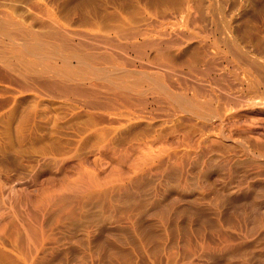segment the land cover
<instances>
[{"label": "rangeland", "instance_id": "374dc122", "mask_svg": "<svg viewBox=\"0 0 264 264\" xmlns=\"http://www.w3.org/2000/svg\"><path fill=\"white\" fill-rule=\"evenodd\" d=\"M0 21V264H264V0H0Z\"/></svg>", "mask_w": 264, "mask_h": 264}, {"label": "bare ground", "instance_id": "6f19581e", "mask_svg": "<svg viewBox=\"0 0 264 264\" xmlns=\"http://www.w3.org/2000/svg\"><path fill=\"white\" fill-rule=\"evenodd\" d=\"M1 14H2V13H1ZM2 19H3V18H2ZM1 21H2V20H1ZM1 21H0V22H1ZM5 24H6V23H5ZM1 27H2V31H3V33H4L3 36H5V35L7 36V34H8L9 36L11 35L10 33H11L12 29H13L12 27H11L12 29H10L11 31H9V29H8L10 26L7 27V25H4V24H3ZM1 27H0V28H1ZM0 30H1V29H0ZM13 30H14V29H13ZM114 30H115V29H114ZM224 30H225V29H224ZM51 31H52V30H51ZM51 31H50V32H51ZM17 32H18V31H17ZM124 32H125V31H124ZM21 33H22V32H21ZM28 33H29V32H28ZM47 33H48V32H47ZM57 33H59V32L56 31L55 34H57ZM15 34H16V33H15ZM23 34H24V33H23ZM26 34H27V32H26ZM26 34H25V35H26ZM29 34H30V33H29ZM29 34H27V37L30 36L32 33H31L30 35H29ZM32 35L34 36V33H33ZM44 35H45V34H44ZM53 35H54V33H50V34H49V36H53ZM60 35H61V34H57V36H58L57 38H59ZM76 35H77V34H76ZM22 36H23V35H22ZM35 36H36V35H35ZM47 36H48V35H47ZM47 36H44V37L47 38ZM63 36H64V35H63ZM123 36H124V35H123ZM7 37H8V36H7ZM16 37H17V36H16ZM25 37H26V36H25ZM37 37H39L38 39H41V38L43 37V34H42V36H41V35H40V36H36V41L34 40V42H37ZM40 37H41V38H40ZM54 37H56V36H54ZM60 37H62V36H60ZM9 38L11 39V36H10ZM9 38H8V39H9ZM23 38H24V37H23ZM34 38H35V37H34ZM51 38H52V37H51ZM64 38H65V37H64ZM64 38H63V39H64ZM10 39L8 40L9 42H10ZM29 39H31V38H29ZM49 39H50V38H49ZM59 39H61V38H59ZM15 40H16V39H15ZM20 40H21V39H20ZM20 40H19V41H20ZM25 40H26V38H25ZM25 40H24V41H25ZM27 40H28V39H27ZM32 40H33V39H32ZM41 40H42V39H41ZM43 40H44V39H43ZM43 40H42V42H43ZM46 40H47V39H46ZM84 40H85V39H83V41H84ZM87 40H88V39H87ZM1 41H2V40H1ZM12 41H13V40H12ZM22 41H23V39L21 40V43H18V44L15 43V44H16L15 46H19V47H22V48L24 49L23 46H25V45L27 46V41H26V44L23 43ZM30 41H31V40H30ZM49 41H51V39H50ZM49 41L47 40V42H49ZM53 41H54V40H53ZM61 41H62V40H61ZM79 41H80V40H79ZM85 41H86V40H85ZM85 41H84V42H85ZM94 41H95V40H94ZM47 42L45 41L43 44H46ZM62 42H63V41H62ZM64 42H65V40H64ZM84 42H82V43H84ZM88 42H89V41H88ZM92 42H93V41H92ZM92 42H90V43L92 44ZM98 42H99V41H98ZM10 43H11V42H10ZM31 43H32V42H31ZM38 43H40V40L38 41ZM50 43H51V42H50ZM50 43H47L48 45L46 44L47 47L50 46V45L53 46V44H54L55 42H54L53 44H50ZM65 43H66V42H65ZM65 43H64V44H65ZM101 43H102V42H101ZM105 43H106V42H105ZM32 44H33V43H32ZM35 44H36V43H35ZM35 44H33V45L35 46ZM60 44H61V43H60ZM84 44H86V42H85ZM88 44H89V43H88ZM88 44H87V45H88ZM93 44H95V43H93ZM108 44H110V42H109ZM108 44H106V47H107ZM164 44H166V43H164ZM40 45H41V43H40ZM67 45H68V44H67ZM82 45H83V44H82ZM95 45H96V44H95ZM99 45H101V44H99ZM99 45H98V46H99ZM7 46H8V45H7ZM28 46H29V47H30V46L32 47L31 44H28ZM34 46H33V47H34ZM52 46H50V47H52ZM54 46H56V45H54ZM58 46H60V45H58ZM58 46H57V47H58ZM68 46H69V45H68ZM68 46H67V47H68ZM91 46H93V45H91ZM113 46H114V45H112V47H113ZM148 46H149V45H148ZM11 47H13V46L11 45ZM19 47H18V48H19ZM33 47H32V48H33ZM35 47H37V44H36ZM47 47H46V48H47ZM50 47H49V48H50ZM60 47L62 48V45H61ZM63 47H64V49H65V45H64ZM96 47H97V45H96ZM108 47H111V46H108ZM114 47H115V46H114ZM114 47H113V48H114ZM149 47H150V46H149ZM9 48H10V47H9ZM18 48H17V50L20 49V48H19V49H18ZM26 48H27V47H26ZM32 48H31V49H32ZM42 48H43V47H42ZM55 48H56V47H55ZM55 48H52V49L50 48V49L53 51V49H55ZM58 48H59V47H58ZM97 48H98V47H97ZM113 48H112V49H113ZM14 49H16V47L11 49V50H12L11 53H12L13 51H15ZM27 49H30V48H27ZM27 49H26V50H23V53H21V50H22V49H20L19 52L23 55V54H24V51L26 52ZM31 49H30V51H31ZM34 49H38L39 52H40L41 47H40V49H39V47H38V48H34ZM34 49H32V50H33V54H34ZM44 49H45V48L42 49V50H43V53H44ZM109 49H110V48H109ZM0 50H1V49H0ZM17 50H16V51H17ZM42 50H41V51H42ZM68 50H69V49H68ZM90 50H91V49H90ZM16 51H15V52H16ZM35 51H37V50H35ZM45 51H46V50H45ZM47 51H48V49H47ZM73 51H74V50H73ZM160 51H163V50H160ZM2 52H3V51H2ZM17 52H18V51H17ZM37 52H38V51H37ZM39 52H38V53H39ZM53 52H54V51H53ZM88 52H89V51H88ZM233 52H234V51H233ZM6 53H7V52H6ZM13 53H14V52H13ZM20 53H19V55H21ZM46 53H47V52H46ZM55 53H56V52H55ZM73 53H76V51H74ZM2 54H3V53H2ZM15 54H16V53H15ZM27 54H28V53H27ZM27 54H25V55H27ZM30 54H31V53H30ZM39 54H40V53H39ZM71 54H72V53H71ZM236 54H237V53H236ZM4 55H5V54H4ZM16 55H17V54H16ZM22 55H21V56H22ZM36 55H37V54H36ZM36 55H35V56H36ZM69 55H70V54H69ZM76 55H77V54H76ZM164 55H165V54H164ZM21 56H20V58H23V59H24V57H23V56L21 57ZM41 56H42V55H41ZM73 56L75 57V55H73ZM18 57H19V56H18ZM45 57H46V56H45ZM74 57H73V58H74ZM76 57H77V56H76ZM76 57H75V58H76ZM80 57H81V55H80ZM0 58H2L1 54H0ZM38 58L41 59L42 57H40V55H39V57H37V59H38ZM82 58L85 59V61H86V58H88V57L85 56V58H84V57H82ZM82 58H81V60H83ZM99 58L102 59V57H99ZM118 58H119V57H118ZM3 59H4V58H3ZM6 59H7V58H6ZM40 59H39V62H40ZM44 59H45V58H44ZM77 59H80V58L77 57ZM77 59H76V60H77ZM103 59H104V56H103ZM106 59H107V56H106V58H105V61H106ZM163 59H164V58H163ZM41 60H43V58H42ZM93 60H94V59H93ZM107 60H110V59H107ZM3 61H4V60H3ZM20 61H21V59L18 60L19 63H21ZM65 61H66V60H65ZM65 61H64V62H65ZM79 61H80V60H79ZM83 61H84V60H83ZM91 61H92V60H91ZM102 61H104V60H102ZM5 62H6V61H5ZM26 62H27V61H26ZM26 62H25V63L22 62V66H23V63L26 64V65L24 66V69H23V71H21V72H24V71H25V68H27V69H26V72H27V70L29 71V69H28L29 66L27 67V63H26ZM41 62H42V61H41ZM77 62H78V61H77ZM106 62H107V61H106ZM108 62H110V61H108ZM207 62H208V61H207ZM6 63H9V61L6 62ZM81 63H83V62L81 61ZM85 63H86V62H85ZM85 63H84V66H85ZM87 63H88V60H87ZM11 64L13 65V63H11ZM11 64H10V65H11ZM29 64H31L30 67H33L32 63H28V65H29ZM206 64H208V63H206ZM7 65H8V64H7ZM10 65H9V66H10ZM64 65H65V64H64ZM77 65H78V64H77ZM80 65H81V64H80ZM157 65H158V64H157ZM18 66H19V65H18ZM81 66H82V65H81ZM20 67H21V66H19V68H20ZM69 67H70V66H69ZM77 67H78V66H77ZM207 67H208V66H207ZM19 68H18V69H19ZM34 68H35V67H34ZM74 68H75V67H74ZM87 68H89V66H88ZM45 69H46V68H45ZM71 69H72V68H71ZM75 69H76V68H75ZM90 69H91V68H90ZM93 69H94V68H93ZM101 69H102V68H101ZM112 69H113V68H112ZM116 69H117V68H116ZM116 69H114V70H116ZM166 69H167V68H166ZM19 70H20V69H19ZM21 70H22V67H21ZM31 70H32V69H31ZM33 70H35V69H33ZM37 70H38V69H37ZM37 70H36V71H37ZM47 70H48V69H47ZM47 70H46V71H47ZM65 70H66V69H65ZM76 70H77V69H76ZM114 70H113V71H114ZM120 70H121V69H120ZM120 70H119V71H120ZM207 70H208V69H207ZM41 71H42V70H41ZM41 71H39V72H41ZM46 71H45V75H47V74H46ZM50 71H51V69H50ZM52 71H53V70H52ZM117 71H118V70H117ZM117 71H114V72H117ZM26 72H24V74H25ZM33 72H34V71L31 72L32 75L34 74ZM43 72H44V71H43ZM43 72H41V73L43 74ZM76 72H77V71H76ZM91 72H92V70H91ZM94 72H95V73H94L93 75H97V74H98L100 78H101V75L104 76L105 78H108V76H109V78H112V77L110 76V74H109L110 72L108 73L107 70H106V71H98V72L94 71ZM103 72H106V73H103ZM169 72H170V71H169ZM169 72H167V73L169 74ZM173 72H174V71H173ZM37 73H38V72H37ZM41 73H40V74H41ZM123 73H124V75H125V72H124V71H123ZM26 74H27V73H26ZM28 74H29V73H28ZM38 74H39V73H38ZM54 74H55V73H54V71H53V74H52V75L54 76ZM115 74H116V73H115ZM126 74H127V73H126ZM34 75H35V74H34ZM43 75H44V74H43ZM43 75H42V76H43ZM56 75H57V74H56ZM98 75H97V76H98ZM111 75H112V74H111ZM118 75H119V74H118ZM118 75H115V76H118ZM120 75H122V74H120ZM127 75H128V74H127ZM127 75H126V76H127ZM141 75H142V74H140V76H141ZM39 76H40V75H39ZM91 76H92V75H91ZM112 76H113V75H112ZM122 76H123V75H122ZM126 76H123V77L125 78ZM143 76H144V75H143ZM34 77L39 78L37 75L34 76ZM54 77H56V76H54ZM57 77H58V76H57ZM79 77H80V76H79ZM84 77H85V76H84ZM89 77H90V76H89ZM89 77H88V78H89ZM95 77H96V76H95ZM99 77H97V78H99ZM104 77H103V78H104ZM127 77H128V76H127ZM127 77H126V78H127ZM31 78H32V77H31ZM46 78H47V77H46ZM48 78H49V77H48ZM48 78H47V79H48ZM103 78H102V79H103ZM114 78H115V77H114ZM119 78H120V77H119ZM126 78H125V79H126ZM42 79H43V78H42ZM58 79L60 80L61 78H58ZM58 79H57V80H58ZM68 79H70V78H68ZM83 79H84V78H83ZM95 79H96V78H95ZM117 79H118V78H117ZM117 79H114V80L116 81ZM141 79H142V78H141ZM38 80H40V82H41V79H38ZM53 80H55V78H54ZM53 80H51V81L53 82ZM61 80H62V79H61ZM61 80H60V81H61ZM104 80H105V79H104ZM118 80H119V79H118ZM136 80H137V78H136ZM43 81H44V80H43ZM67 81H68V80H67ZM67 81H66V82H67ZM102 81H103V80H102ZM112 81H113V78H112ZM115 81H113V82H115ZM119 81H120V80H119ZM127 81H129V79H128ZM127 81L125 80V82H127ZM134 81H135V80H134ZM134 81H133V82H134ZM145 81H146V80H145ZM263 81H264V80H263ZM40 82H39V83H40ZM61 82H62V81H61ZM63 82H64V79H63ZM107 82H111V81H108V79H107ZM113 82H111V83L113 84ZM120 82H122V81H120ZM120 82H118V83H120ZM123 82H124V80H123ZM125 82H124L123 84H125ZM42 83H43V82H42ZM47 83H48V82H47ZM47 83H46V84H47ZM49 83H50V81H49ZM55 83H56V82H55ZM55 83H54V84H55ZM104 83H105V82H104ZM128 83H129V82H128ZM136 83H137V85H134V84H136ZM46 84H45V86H46V88H47V85H46ZM57 84L59 85V83H57ZM61 84H62V83H61ZM114 84H115V83H114ZM120 84H121V83H120ZM120 84H119V85H120ZM129 84H130V83H129ZM131 84H132V83H131ZM134 84H132V85H134L135 88H137V86H138L139 83H138V82H134ZM50 85H51V84H50ZM58 85H57V86H58ZM65 85H67V83H66V84L64 83V86H65ZM117 85H118V84H117ZM119 85H118V86H119ZM48 86H49V85H48ZM59 86H60L61 89H60V88H58V89H60V90H62V91H64V88H66V86H65V87H63V89H62L63 84H62V85H59ZM59 86H58V87H59ZM101 86H102V84H101ZM106 86H107V85H106ZM109 86H110V84H109ZM109 86H108V87H109ZM111 86H113V85H111ZM111 86H110V87H111ZM115 86H116V85H115ZM120 86H121V85H120ZM122 86L125 87V86H127V85H122ZM122 86H121V87H122ZM129 86H130V85H129ZM129 86H128V87H129ZM134 86H133V87H134ZM160 86H161V85H160ZM50 87H51V86H50ZM50 87H48V88H50ZM68 87H69V86H68ZM103 87H104V85H103ZM51 88L54 90L55 85L52 86ZM51 88H50V89H51ZM50 89H49V90H50ZM52 89H51V90H52ZM71 89H72L73 91H76V90H77V88H75V89L71 88ZM71 89H70V90H71ZM110 89H112V90H114V91L116 92L115 88L111 87ZM118 89H120V88L117 87V90H118ZM123 89H124V88H123ZM128 89H129V88H128ZM131 89H132V88H131V86H130V90H131ZM56 90H57V89H56ZM60 90H59V92H60ZM65 90H67V89H65ZM82 90H83V89H82ZM82 90L80 91V89H79V92L82 93ZM121 90H122V89H121ZM121 90H120V91H121ZM155 90H156V89H155ZM62 91H61V93H62ZM83 91H84V90H83ZM124 91H125V90H124ZM131 91H132V90H131ZM68 92H69V91H68ZM77 92H78V90L76 91V93H77ZM79 92H78V93H79ZM64 93H65V91H64ZM71 93H72V92H71ZM117 93H118V91H117ZM161 93H162V92H161ZM88 94H90V93H88ZM120 94H121V93H120ZM120 94L118 93V95H120ZM122 94H124V93H122ZM122 94H121V95H122ZM79 95H82V94H79ZM83 95H84V94H83ZM86 95H87V94H86ZM90 95H91V94H90ZM127 96H128V95H127ZM115 97H116V96H115ZM118 97H119V96H117V98H118ZM121 98L123 99L124 97H121ZM126 98H128V97H126ZM230 99H231V98H230ZM137 101H138V100H137ZM187 101H188V100H187ZM187 101H186V102H187ZM186 102H185V103H186ZM187 103H188V102H187ZM189 104H190V103H189ZM186 105H188V104H186ZM191 105H192V104H191ZM189 106H190V105H189ZM199 110H200V109H199ZM207 115H208V114H207Z\"/></svg>", "mask_w": 264, "mask_h": 264}]
</instances>
